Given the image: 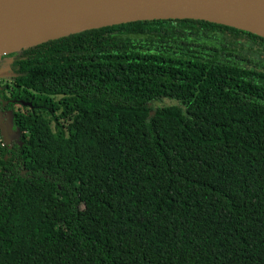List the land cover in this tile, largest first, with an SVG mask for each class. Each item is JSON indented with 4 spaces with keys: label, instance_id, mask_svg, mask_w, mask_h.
Returning <instances> with one entry per match:
<instances>
[{
    "label": "trees",
    "instance_id": "trees-1",
    "mask_svg": "<svg viewBox=\"0 0 264 264\" xmlns=\"http://www.w3.org/2000/svg\"><path fill=\"white\" fill-rule=\"evenodd\" d=\"M253 47L160 20L10 54L0 109L20 144L0 136V264H264Z\"/></svg>",
    "mask_w": 264,
    "mask_h": 264
},
{
    "label": "water",
    "instance_id": "water-1",
    "mask_svg": "<svg viewBox=\"0 0 264 264\" xmlns=\"http://www.w3.org/2000/svg\"><path fill=\"white\" fill-rule=\"evenodd\" d=\"M196 20L264 39V0H0V58L49 41L135 22ZM4 145L19 143L0 113Z\"/></svg>",
    "mask_w": 264,
    "mask_h": 264
},
{
    "label": "rangeland",
    "instance_id": "rangeland-1",
    "mask_svg": "<svg viewBox=\"0 0 264 264\" xmlns=\"http://www.w3.org/2000/svg\"><path fill=\"white\" fill-rule=\"evenodd\" d=\"M11 62H12L11 55H3L0 58V78H2L3 80L9 79ZM172 104H174V102L169 101V100H163L160 103H156L155 106L156 107H163V106H168V105H172Z\"/></svg>",
    "mask_w": 264,
    "mask_h": 264
},
{
    "label": "flooded vegetation",
    "instance_id": "flooded-vegetation-1",
    "mask_svg": "<svg viewBox=\"0 0 264 264\" xmlns=\"http://www.w3.org/2000/svg\"><path fill=\"white\" fill-rule=\"evenodd\" d=\"M260 39H261L262 41L264 40V39H262V38H260ZM244 45H245L246 47L248 46V45L245 44V43H244ZM244 45H243V46H244ZM245 46H244V49H243V50H248V48H246ZM248 47H249V46H248ZM252 50H264V49H263V47H258V48H257V47H253ZM263 55H264V52L261 51V56H263ZM0 80H2V78H0ZM3 82H7V81H6V80H3ZM0 102H3V100H2L1 98H0ZM0 113H3V115H6L7 110L0 109Z\"/></svg>",
    "mask_w": 264,
    "mask_h": 264
}]
</instances>
